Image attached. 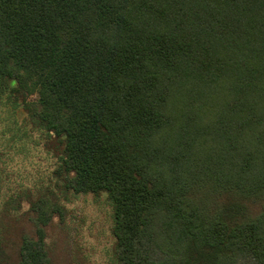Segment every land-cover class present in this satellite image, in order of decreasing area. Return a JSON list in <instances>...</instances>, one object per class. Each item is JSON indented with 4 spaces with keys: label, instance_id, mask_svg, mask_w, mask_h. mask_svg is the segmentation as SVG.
<instances>
[{
    "label": "trees",
    "instance_id": "trees-1",
    "mask_svg": "<svg viewBox=\"0 0 264 264\" xmlns=\"http://www.w3.org/2000/svg\"><path fill=\"white\" fill-rule=\"evenodd\" d=\"M0 95L58 158L36 185L4 142L0 264H54L66 191L105 195L119 264H264V0H0Z\"/></svg>",
    "mask_w": 264,
    "mask_h": 264
},
{
    "label": "rangeland",
    "instance_id": "rangeland-1",
    "mask_svg": "<svg viewBox=\"0 0 264 264\" xmlns=\"http://www.w3.org/2000/svg\"><path fill=\"white\" fill-rule=\"evenodd\" d=\"M15 106L7 101L6 95H0V150H3L6 141L29 149L30 154L26 158L14 155V162L19 161L21 166L15 170L36 185L44 182L52 186L55 182L53 169L58 158L45 144L49 135L42 128L33 126L31 119L18 117ZM32 129L34 132L30 131ZM3 166L0 160L1 198L14 191L11 185H7L9 173ZM61 203H66L64 218L55 217L46 229L54 264H119L112 233L113 210L105 195L91 192L73 195L66 191L61 196ZM6 234L14 247H17L23 234L36 237V224L30 217L28 203L10 213Z\"/></svg>",
    "mask_w": 264,
    "mask_h": 264
}]
</instances>
